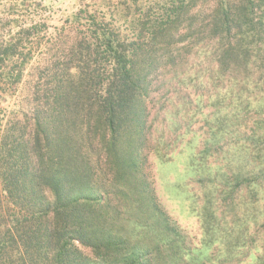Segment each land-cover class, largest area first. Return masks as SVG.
Segmentation results:
<instances>
[{
    "label": "trees",
    "instance_id": "16d2710c",
    "mask_svg": "<svg viewBox=\"0 0 264 264\" xmlns=\"http://www.w3.org/2000/svg\"><path fill=\"white\" fill-rule=\"evenodd\" d=\"M195 1L174 6L144 41L121 42L102 30L93 42L96 69L83 52L76 66L51 60L36 68L28 104L0 124V186L9 206L0 216V264H194L149 170L151 155H167L148 99L161 61L174 64L168 44ZM219 1L215 31L235 27L241 37L218 58L221 66L243 62L247 71L256 59L264 70V56L247 39L261 29L252 15L257 3L264 14V0Z\"/></svg>",
    "mask_w": 264,
    "mask_h": 264
},
{
    "label": "rangeland",
    "instance_id": "374dc122",
    "mask_svg": "<svg viewBox=\"0 0 264 264\" xmlns=\"http://www.w3.org/2000/svg\"><path fill=\"white\" fill-rule=\"evenodd\" d=\"M181 1L0 0L2 127L31 99L36 68L51 60L76 66L75 54L83 52L96 69L93 42L102 30L121 42L144 41ZM195 2L191 21L182 20L168 44L174 64L165 57L154 77L152 131L167 156L151 155L149 170L162 207L194 250V264H264V70L256 59L247 71L243 62L221 66L218 58L241 37L235 27L229 35L215 31L219 0ZM257 5L252 19L261 29L247 39L264 56ZM0 201L4 218L9 206L1 186Z\"/></svg>",
    "mask_w": 264,
    "mask_h": 264
}]
</instances>
